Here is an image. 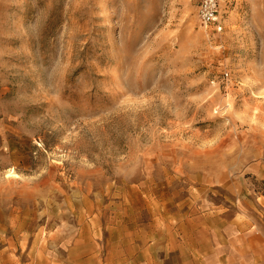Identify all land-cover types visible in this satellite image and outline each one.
<instances>
[{"label":"rangeland","instance_id":"374dc122","mask_svg":"<svg viewBox=\"0 0 264 264\" xmlns=\"http://www.w3.org/2000/svg\"><path fill=\"white\" fill-rule=\"evenodd\" d=\"M0 0V264H264V0Z\"/></svg>","mask_w":264,"mask_h":264},{"label":"built area","instance_id":"2783aa9c","mask_svg":"<svg viewBox=\"0 0 264 264\" xmlns=\"http://www.w3.org/2000/svg\"><path fill=\"white\" fill-rule=\"evenodd\" d=\"M223 0H199L198 19L204 26L217 25L219 19V5Z\"/></svg>","mask_w":264,"mask_h":264}]
</instances>
